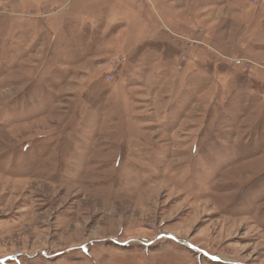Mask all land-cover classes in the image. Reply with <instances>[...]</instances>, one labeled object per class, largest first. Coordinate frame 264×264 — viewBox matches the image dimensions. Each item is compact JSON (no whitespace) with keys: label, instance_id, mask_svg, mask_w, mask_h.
I'll use <instances>...</instances> for the list:
<instances>
[{"label":"rangeland","instance_id":"obj_1","mask_svg":"<svg viewBox=\"0 0 264 264\" xmlns=\"http://www.w3.org/2000/svg\"><path fill=\"white\" fill-rule=\"evenodd\" d=\"M0 264H264V0H0Z\"/></svg>","mask_w":264,"mask_h":264}]
</instances>
